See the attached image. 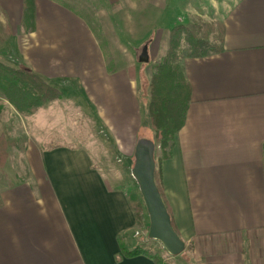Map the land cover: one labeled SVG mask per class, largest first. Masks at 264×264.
I'll list each match as a JSON object with an SVG mask.
<instances>
[{"label": "crops", "instance_id": "obj_1", "mask_svg": "<svg viewBox=\"0 0 264 264\" xmlns=\"http://www.w3.org/2000/svg\"><path fill=\"white\" fill-rule=\"evenodd\" d=\"M80 1L0 0V30L7 31L0 62L29 69L64 95L26 117L0 94V114L1 105L12 110L27 132L24 177L15 174L19 182L9 186L0 174V264H156L124 255L138 245L129 239L136 218L128 193L97 166V152L53 141L72 123L70 105L98 125L122 160L135 155L140 139L153 140L140 138L151 128L150 103L126 69L108 66ZM100 1L113 10V0ZM123 1L136 2L137 13L163 12L160 32L190 24L199 12L193 3L203 0ZM224 4L220 50L182 60L191 103L172 156L157 160L156 171L195 264H264V0Z\"/></svg>", "mask_w": 264, "mask_h": 264}, {"label": "rangeland", "instance_id": "obj_2", "mask_svg": "<svg viewBox=\"0 0 264 264\" xmlns=\"http://www.w3.org/2000/svg\"><path fill=\"white\" fill-rule=\"evenodd\" d=\"M113 1L114 8L110 10L100 0H82L80 3L87 7V9L83 8L84 10H81V13L100 36V41H102L105 47L103 49L108 61V66L110 65V67L112 66L114 69H126L132 77H135L139 84L140 99L144 101L145 104H148V102H151L150 87L156 68L167 57L168 51L171 50V29L170 31L163 30L159 32V30L165 27L164 23H166V17L162 16L163 12L155 14L150 8L148 11L143 10L141 13H137L135 11L136 2L126 4L123 0ZM140 5H142V3H139V6ZM146 5L147 4H143L142 8L144 9ZM181 5L183 4L179 1L176 2L175 5H171V9L167 11L166 15L175 14L173 7L176 8V6ZM122 6L124 8L123 11H121ZM193 6L198 8L199 12L193 15L191 20L188 19V22L190 21L191 23L185 26L197 27L196 30L199 36L209 39V43L212 46H219V41L222 37L221 23L226 12V10H223L225 6L224 0H203L198 4L193 3ZM132 7H134V10L131 9ZM125 13L127 16H123ZM1 30H3L4 33ZM1 30L0 37L4 38V34L7 31L4 29ZM154 30H156L155 33ZM148 31H151L152 34H149ZM145 46H148L150 61L148 63H141L140 56ZM175 52L178 55L182 52L183 57L191 55L190 45L182 41ZM4 60L5 59H2L1 62L3 61L4 63ZM1 106L3 109H1L0 114V133L5 130L12 140H27V132L17 124L18 117L12 114V110L3 105ZM69 108L72 110L70 115L72 123L69 120L71 124H65L64 130H60L56 133V137L53 140L54 144L75 143L80 145L84 143L87 149L97 152V166L105 172L107 179L111 183L115 186L122 187L127 193L131 190H136L140 194L139 187L132 176V170L135 165L134 156H131L132 158L129 160L120 159L112 143L103 140L106 138V135L103 131H99L98 125H94L93 122L90 124L87 119L77 114V108L75 106L70 105ZM69 111L70 110H67L66 115H69ZM9 120L13 122L11 128H9L8 125ZM58 133L61 134L62 137H60ZM102 133L105 137L100 135ZM144 136L154 139L153 128H148L147 125L140 133V138ZM103 142L106 145H104ZM19 143L8 149V159L4 170L0 173L1 176H3L5 172V176L8 177L7 179L9 182L6 185L9 186L13 185L14 181L15 183L19 182L15 174L21 175V177L25 175L26 166L20 150L26 142L23 144ZM160 154V146L157 144L156 162ZM6 169L7 171H5ZM1 189L0 185V190ZM145 214L147 219L145 224L141 228L136 226L130 234L129 239H131L133 243L138 242V244H142L150 240L147 234L150 228L147 211H145ZM138 232L140 233L139 236H137ZM157 243L162 247L165 258H167L171 264H195L191 259L192 250L190 248H187L180 256L173 257L166 252L159 242Z\"/></svg>", "mask_w": 264, "mask_h": 264}, {"label": "trees", "instance_id": "obj_3", "mask_svg": "<svg viewBox=\"0 0 264 264\" xmlns=\"http://www.w3.org/2000/svg\"><path fill=\"white\" fill-rule=\"evenodd\" d=\"M32 9L33 11L29 8L27 9L26 17L28 19L34 15V8L32 7ZM196 28L178 25L171 29V50L168 51L167 57L157 66L152 79L149 116L150 126L154 130L153 140L156 145L159 144L160 146L159 163L172 156L176 136L184 127L187 111L191 103V87L185 78L182 68L184 57L182 52L178 55L175 50L182 41L190 45L191 56L193 57L207 56L220 50V47L212 46L209 43V39L199 36ZM0 94L19 114L26 117L35 115L47 104L62 100L64 96L61 90L52 86L29 69L14 68L2 62H0ZM19 142L23 144L26 140H12L7 131H1L0 173L5 168L8 159V149ZM156 181L164 198L161 186L162 178L159 171H156ZM128 200L136 218V226L141 228L147 221L146 208L142 197L136 190H131L128 193ZM172 224L174 227L173 219ZM122 251L128 258L145 256L155 261L156 264H171L165 258L162 247L155 241L149 240L138 244L134 249L123 248Z\"/></svg>", "mask_w": 264, "mask_h": 264}, {"label": "water", "instance_id": "obj_4", "mask_svg": "<svg viewBox=\"0 0 264 264\" xmlns=\"http://www.w3.org/2000/svg\"><path fill=\"white\" fill-rule=\"evenodd\" d=\"M149 61L148 46H145L140 62L148 63ZM156 150L157 145L153 140L143 138L138 141L132 176L139 187L149 217V239L159 242L169 255L177 257L185 252L186 243L175 231L168 208L157 185Z\"/></svg>", "mask_w": 264, "mask_h": 264}, {"label": "built area", "instance_id": "obj_5", "mask_svg": "<svg viewBox=\"0 0 264 264\" xmlns=\"http://www.w3.org/2000/svg\"><path fill=\"white\" fill-rule=\"evenodd\" d=\"M139 234H140V233L138 232V233H137V236H139ZM147 234H148V236H149V232H148Z\"/></svg>", "mask_w": 264, "mask_h": 264}]
</instances>
